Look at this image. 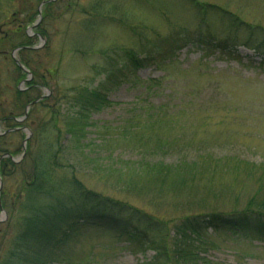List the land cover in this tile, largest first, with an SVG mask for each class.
<instances>
[{
	"label": "rangeland",
	"instance_id": "rangeland-1",
	"mask_svg": "<svg viewBox=\"0 0 264 264\" xmlns=\"http://www.w3.org/2000/svg\"><path fill=\"white\" fill-rule=\"evenodd\" d=\"M51 1L59 0H0V120L11 113L18 118L23 116L26 107L16 109L14 99L18 89L37 97L48 94L47 86H42L44 82L49 83L50 91L59 89L62 94L79 84L95 87L105 77L102 68L123 62L125 50H154L153 45L176 28L196 30L203 25L205 30L208 23L214 34L231 40L226 53L191 43L177 50L165 64L152 61L138 69L131 67L133 72L115 78L108 91L110 104L91 114L83 139L87 143L84 151L68 141L69 135L62 136L60 146L68 147L61 149V166L55 170L59 178L76 175L88 188L164 219L190 210L201 211L188 208L186 194L170 189L158 193L154 189L124 188L127 178L140 179L129 174L133 167L129 160L144 156L152 161L178 159L174 155L177 150L148 155L147 146L142 151L134 148L139 143L136 138L123 137L126 122L137 123L143 109L152 105H167L170 115L176 111V121L162 136L176 140L179 137L183 147L191 148L193 153L210 152L215 157L264 162V57L253 46H246L242 36L230 34L225 27L227 21L220 17L223 11L240 15L261 32L264 0H199L219 13H212L206 23L194 5L196 0H60L49 11L46 3ZM20 26L23 30L18 32ZM25 35L31 37L29 47L37 50L27 51L22 58L18 47ZM58 104L65 113L67 99L61 97ZM31 109L26 120L16 121L17 127L23 129L10 131L9 124L0 121V136L5 138L2 146L20 160L18 163L26 158L24 140L29 131L26 153L29 144L33 150L41 151L45 143L41 134L35 141L34 132L40 133V124L50 118V112L44 106ZM59 124L66 129L64 120ZM109 164L114 169L123 168L124 173L113 172ZM23 165L29 173L31 161L26 159ZM22 173L20 169L2 178L0 193L6 192L14 199L23 182ZM217 176V187L231 190L226 201L209 202L210 208L231 209L235 205L233 193L237 192L243 195L237 204L241 207L258 187L257 176H250L243 168L219 172ZM9 217L7 209L0 211V254L16 233ZM114 228L86 225L71 244L70 259L54 264H145L154 259L155 250H136ZM205 240L201 254L210 264H264L263 240L213 230L208 231Z\"/></svg>",
	"mask_w": 264,
	"mask_h": 264
},
{
	"label": "trees",
	"instance_id": "trees-1",
	"mask_svg": "<svg viewBox=\"0 0 264 264\" xmlns=\"http://www.w3.org/2000/svg\"><path fill=\"white\" fill-rule=\"evenodd\" d=\"M59 1L46 3V9L49 11L54 9ZM194 5L202 15L203 23H206L207 18L213 14H219L207 8L205 2L196 0ZM220 17L227 21L225 27L230 34L242 36L246 46H253L252 48L264 57V30L258 32L246 19L227 11H223ZM202 26L196 30L176 28L159 39L158 44L153 45L154 50L142 49L140 53L125 50L123 62L120 60L102 68L101 74L105 73V77L97 86L79 84L63 94L59 89L55 92L52 90L49 96L33 106V109L36 106H44L50 112V118L40 124V133L34 132L35 141L41 134L45 142L41 151L33 150L34 147L29 144L28 152L25 153L26 158L22 163L15 162L12 153L0 162L2 178L9 177L20 169L23 171V182L15 198L9 197L6 192L0 196L2 207L10 214L8 222L12 220L16 230L9 247L0 254V264L67 262L70 259L71 244L82 235L86 225L97 227L111 225L126 237L136 250H155L154 259L145 264H210L201 254L209 230L231 232L264 241V162L257 164L232 156L215 157L212 153L209 154L208 150L204 151L209 153L202 151L193 153L191 148L183 147L179 137L177 140L163 137L166 130L173 126L177 116L176 111L169 114L171 111L167 105H152L143 109L144 113L139 115L137 123H129V120L126 122L123 137L136 138L139 143L136 142L138 145L134 148L142 151L147 146L148 155H154L158 151L177 150L174 154L178 156L177 161H152L146 156L138 160H129L128 163L133 164L129 174L140 179L127 178L124 188L134 187L141 190L143 188L145 191L154 189L158 193H161L160 190L167 192L170 189L180 195L186 194L188 208H200L201 211L190 210L164 219L123 199L90 189L76 175L59 178L55 171L61 166L59 157L62 147H68L60 146L62 136L69 135L68 141L75 142L80 151H84L87 143H84L83 139L86 138V128L91 124L89 122L91 114L110 104L108 91L120 74L127 76L133 72L131 67L138 69L152 61L165 64L167 60L172 59L177 50L191 43L203 49H219L226 53L231 40L214 34L210 31L208 23L205 30ZM22 30V26L17 28L18 32ZM24 38L19 45L23 47L19 50L22 58L27 51L37 50L29 47L32 44L29 35H25ZM21 61L26 63L24 59ZM42 86L49 88L50 85L44 82ZM15 92L14 99L18 110L24 109L41 96L30 97L28 90L18 89ZM61 97L67 99L65 113L62 112L63 106L58 104ZM16 118L18 117L11 113L2 120L7 122L10 128H14L19 126ZM62 120L66 126L65 130L59 124ZM4 139L0 136V156L8 153L2 146ZM26 159L32 164L29 173L23 165ZM108 166L113 172L124 173L121 167L114 169L113 165ZM241 168L250 176H257L256 192L248 197L241 207L237 204L243 195L237 192L233 193L235 205L231 209L221 210L216 206L210 208L209 202L215 201L219 204L226 201L231 190L228 187H217L215 180L217 174L238 171Z\"/></svg>",
	"mask_w": 264,
	"mask_h": 264
},
{
	"label": "water",
	"instance_id": "water-1",
	"mask_svg": "<svg viewBox=\"0 0 264 264\" xmlns=\"http://www.w3.org/2000/svg\"><path fill=\"white\" fill-rule=\"evenodd\" d=\"M40 20H41V11H40V17H39V19L37 20V22L39 23ZM20 48H21V47H19L18 49H20ZM16 61H17L18 65H19L22 69L26 70V71L30 74V71H29L24 65H22L18 60H16ZM42 98H44V96H42L40 99H42ZM37 101H38V100H35V101L31 102V103L27 106L25 117L28 115V112H29L30 107H31L33 104H35ZM25 117H24V118H25ZM27 130H28V129H27ZM28 131H29V130H28ZM29 135H31V132H30V131H29ZM29 135H28V136L25 138V140H24V147H25V145H26V142H27V139H28ZM1 188H2V181H1V178H0V190H1Z\"/></svg>",
	"mask_w": 264,
	"mask_h": 264
},
{
	"label": "flooded vegetation",
	"instance_id": "flooded-vegetation-1",
	"mask_svg": "<svg viewBox=\"0 0 264 264\" xmlns=\"http://www.w3.org/2000/svg\"><path fill=\"white\" fill-rule=\"evenodd\" d=\"M0 121H4V120L1 119ZM4 122H5V121H4ZM0 196H1V195H0ZM0 202H1V199H0ZM0 207H1V206H0Z\"/></svg>",
	"mask_w": 264,
	"mask_h": 264
}]
</instances>
